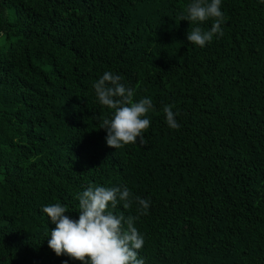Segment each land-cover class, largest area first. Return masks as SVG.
Instances as JSON below:
<instances>
[{
    "label": "trees",
    "instance_id": "16d2710c",
    "mask_svg": "<svg viewBox=\"0 0 264 264\" xmlns=\"http://www.w3.org/2000/svg\"><path fill=\"white\" fill-rule=\"evenodd\" d=\"M191 2L0 0V264H79L48 247L42 208L78 219L89 185L132 193L110 211L138 217L144 264H264V0H221L203 48ZM108 71L153 101L143 143L106 144Z\"/></svg>",
    "mask_w": 264,
    "mask_h": 264
},
{
    "label": "clouds",
    "instance_id": "9594fccd",
    "mask_svg": "<svg viewBox=\"0 0 264 264\" xmlns=\"http://www.w3.org/2000/svg\"><path fill=\"white\" fill-rule=\"evenodd\" d=\"M181 20L203 24L211 20L210 30L201 27L193 28L187 34V41L203 48L214 36H223L221 25L224 14L221 11V0H193L186 8V15ZM120 75L105 72L92 87L98 103L112 110L110 118H104L100 128L106 132V144L109 148L119 149L134 144L139 139L143 143V133L151 124L146 118L153 108L150 98L134 100V90L126 87ZM166 123L171 129H179L176 120L178 113L173 112L171 105L163 108ZM132 193L125 186L103 187L89 185L77 195L79 218L71 219L68 209L57 202L44 206L46 214L55 227L50 231L48 247L57 257L67 256L79 264H144L138 258L139 250L144 246V237L135 226L138 217L117 216L110 208L122 202L124 209L132 204ZM139 215H147L150 207L148 200L137 197Z\"/></svg>",
    "mask_w": 264,
    "mask_h": 264
}]
</instances>
